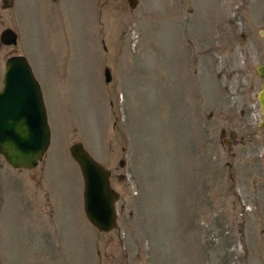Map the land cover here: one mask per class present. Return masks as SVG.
<instances>
[{
  "label": "rangeland",
  "instance_id": "374dc122",
  "mask_svg": "<svg viewBox=\"0 0 264 264\" xmlns=\"http://www.w3.org/2000/svg\"><path fill=\"white\" fill-rule=\"evenodd\" d=\"M10 1L0 89L25 56L51 146L34 171L0 156V264H264V0ZM77 142L121 195L111 233Z\"/></svg>",
  "mask_w": 264,
  "mask_h": 264
},
{
  "label": "water",
  "instance_id": "95a60500",
  "mask_svg": "<svg viewBox=\"0 0 264 264\" xmlns=\"http://www.w3.org/2000/svg\"><path fill=\"white\" fill-rule=\"evenodd\" d=\"M5 5L6 0H3ZM131 8L137 0H128ZM2 43L16 45L17 34L8 29L2 33ZM264 78V65L258 67ZM107 82L111 81L106 70ZM264 114V85L259 93ZM51 143L47 109L40 84L25 57L8 60L4 87L0 91V155L14 169L33 170L43 160ZM84 178V208L88 220L99 231L109 233L117 225L116 203L120 194L110 182L111 172L95 161L83 144L70 149ZM125 162L121 161V166Z\"/></svg>",
  "mask_w": 264,
  "mask_h": 264
},
{
  "label": "flooded vegetation",
  "instance_id": "af4514ba",
  "mask_svg": "<svg viewBox=\"0 0 264 264\" xmlns=\"http://www.w3.org/2000/svg\"><path fill=\"white\" fill-rule=\"evenodd\" d=\"M10 1V0H9ZM10 6H12V3L10 4Z\"/></svg>",
  "mask_w": 264,
  "mask_h": 264
}]
</instances>
